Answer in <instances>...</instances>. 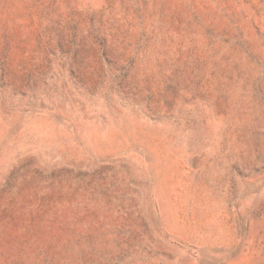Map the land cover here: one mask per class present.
I'll use <instances>...</instances> for the list:
<instances>
[{
  "label": "rangeland",
  "instance_id": "374dc122",
  "mask_svg": "<svg viewBox=\"0 0 264 264\" xmlns=\"http://www.w3.org/2000/svg\"><path fill=\"white\" fill-rule=\"evenodd\" d=\"M0 264H264V0H0Z\"/></svg>",
  "mask_w": 264,
  "mask_h": 264
}]
</instances>
